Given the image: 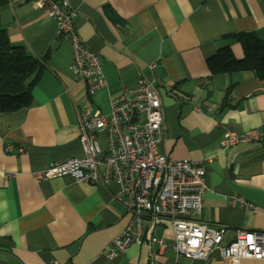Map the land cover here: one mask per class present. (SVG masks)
Masks as SVG:
<instances>
[{
  "label": "crops",
  "instance_id": "crops-1",
  "mask_svg": "<svg viewBox=\"0 0 264 264\" xmlns=\"http://www.w3.org/2000/svg\"><path fill=\"white\" fill-rule=\"evenodd\" d=\"M68 1L79 37L102 59L106 86L93 94L70 73L72 43L58 37L46 12L20 0L0 9L11 43L45 61L30 107L0 113V264H264L215 255L178 261L172 226L151 223L145 245L109 260L103 252L130 218L114 199L119 187L35 176L51 163L83 158L82 118L109 114L115 98L144 77L156 83L163 106L162 151L205 164L209 189L196 220L226 228L225 244L240 230L264 232V144L221 147L228 133L264 134V81L251 71L212 76L207 66L224 47L244 58L242 45L226 37L264 40V0ZM99 137L106 144V134ZM234 196L259 212L230 205Z\"/></svg>",
  "mask_w": 264,
  "mask_h": 264
},
{
  "label": "built area",
  "instance_id": "built-area-1",
  "mask_svg": "<svg viewBox=\"0 0 264 264\" xmlns=\"http://www.w3.org/2000/svg\"><path fill=\"white\" fill-rule=\"evenodd\" d=\"M20 3H33L46 12L55 21L58 37L71 41L73 61L69 71L86 84L90 94L106 86L101 56L79 37L75 27L77 10L68 0H20ZM156 66L151 65L150 70ZM102 133L106 134L105 149L100 143ZM165 135L163 106L156 83L140 77L135 88H126L115 98L109 114L97 112L82 118L83 158L51 163L35 176L38 181L70 177L79 183L119 187L114 199L130 218L123 233L104 250L109 260L133 245H145L151 223L172 226L178 261H207L214 255L232 262L264 261V232L240 230L232 242L225 244L226 228H212L196 220L209 189L205 164L171 160L162 151ZM243 143L264 144V134L259 130L228 133L221 147L230 149ZM4 151L12 154L15 147L8 144ZM17 152L23 154L24 150L19 148ZM229 203L259 212L256 206L237 196Z\"/></svg>",
  "mask_w": 264,
  "mask_h": 264
},
{
  "label": "trees",
  "instance_id": "trees-1",
  "mask_svg": "<svg viewBox=\"0 0 264 264\" xmlns=\"http://www.w3.org/2000/svg\"><path fill=\"white\" fill-rule=\"evenodd\" d=\"M8 0H0V9ZM238 41L244 49V58L236 59L230 47L217 51L207 60L211 75L254 72L264 81V40L255 33L229 36ZM43 59L32 56L22 46L11 43L7 31L0 23V113H11L32 103V89L45 68ZM231 88L226 91L224 102Z\"/></svg>",
  "mask_w": 264,
  "mask_h": 264
},
{
  "label": "rangeland",
  "instance_id": "rangeland-1",
  "mask_svg": "<svg viewBox=\"0 0 264 264\" xmlns=\"http://www.w3.org/2000/svg\"><path fill=\"white\" fill-rule=\"evenodd\" d=\"M102 144V146H103V148H105L106 147V144L103 142V143H101Z\"/></svg>",
  "mask_w": 264,
  "mask_h": 264
}]
</instances>
